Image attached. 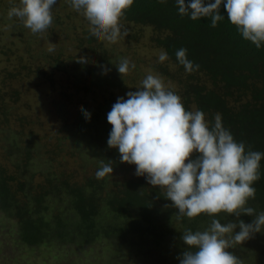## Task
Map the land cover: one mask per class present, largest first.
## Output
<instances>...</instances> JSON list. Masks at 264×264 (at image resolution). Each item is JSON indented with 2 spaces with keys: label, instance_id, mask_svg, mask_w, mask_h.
<instances>
[{
  "label": "trees",
  "instance_id": "16d2710c",
  "mask_svg": "<svg viewBox=\"0 0 264 264\" xmlns=\"http://www.w3.org/2000/svg\"><path fill=\"white\" fill-rule=\"evenodd\" d=\"M63 3L58 11L52 10L53 23L45 38L56 42L62 37L63 42H71L76 53L66 55L62 46H55L52 52L35 48L40 33L19 27L16 38L23 53L16 54L13 70L0 69V84L11 85L7 90L0 88V214L16 226L11 240L31 252L51 244L83 246L98 241L112 242L126 252L141 240L151 245L146 246L150 255L167 252L170 264H179L177 257L186 248L179 244L185 229L203 231L213 218L222 224L236 218L221 212L178 221L177 209L165 199L164 190L147 184L145 177H96L102 161H112L117 170L122 164L118 150L107 145L111 131L107 113L118 97L126 99V93L140 87L147 75L140 60L127 56V47L138 39L134 29L150 28V44L166 51L167 62L174 67L172 71L153 64L150 69L171 82L166 88L181 97L185 109L201 110L209 123L221 114L223 126L237 142L245 143L246 150L250 146L264 152V43L257 49L243 39L223 6L220 14L224 19L213 28L210 17L192 20L181 16L175 0H134L120 21L133 28L124 37L128 46L118 51L113 43L91 36L88 21L69 0ZM180 48L187 49V59L199 65L197 71L188 73L178 63L175 54ZM0 52L7 57L13 51ZM76 57H86L87 63H78ZM122 58L129 59L135 68L121 76L115 66ZM102 66L109 69L106 74ZM28 79L34 80L36 90L43 85L49 89L47 103L61 123L53 147L68 140L71 149L84 159V166L98 167L95 175L72 181L64 171L55 169L54 159L47 156L51 151L38 141L35 130L25 131L24 125L33 121L20 115L18 104L21 85ZM84 111L90 113V119ZM16 121L18 127L7 125ZM39 166L47 168L38 170ZM260 173L261 178L253 184L255 198L248 201L257 214L264 212V158ZM39 178L41 182L36 183ZM239 219L251 223L253 217L241 215ZM259 233L264 235V228ZM136 249L144 250L141 246ZM262 257L258 264H264ZM158 264H166L162 255Z\"/></svg>",
  "mask_w": 264,
  "mask_h": 264
},
{
  "label": "clouds",
  "instance_id": "9594fccd",
  "mask_svg": "<svg viewBox=\"0 0 264 264\" xmlns=\"http://www.w3.org/2000/svg\"><path fill=\"white\" fill-rule=\"evenodd\" d=\"M134 0H69L89 25L91 36L108 43H116L128 35L120 23ZM165 3L166 0H159ZM57 0H18L8 10L9 19L15 17L32 34L46 32L53 23L52 8ZM178 13L192 20L211 18V27L227 18L243 39L259 49L264 43V0H175ZM55 50L49 43L48 51ZM176 59L186 72L199 69L187 59V49L180 48ZM168 59L161 50L159 62ZM87 63L86 57H76ZM105 67V66H102ZM118 73L128 74L135 64L122 58L115 66ZM109 71L105 67V74ZM135 91H128L126 99L118 97L107 113L111 131L109 148L118 150L120 162L135 165V175L143 176L147 184L162 188L170 206L177 209L176 218H194L200 214L215 216L227 213L235 220L221 223L211 219L203 230L185 229L181 241L186 246L179 264H243L229 249L261 232L264 212L256 213L248 206L255 198L253 184L261 178L260 161L264 152L254 151L244 142H237L222 124L217 113L214 122L205 119L201 110H186L181 97L166 88L159 75L149 73ZM83 111V109L81 108ZM86 119L90 113L84 111ZM113 172V162H101L98 179ZM169 206V205H166ZM253 217L251 223L239 219ZM239 229V231H236Z\"/></svg>",
  "mask_w": 264,
  "mask_h": 264
},
{
  "label": "rangeland",
  "instance_id": "374dc122",
  "mask_svg": "<svg viewBox=\"0 0 264 264\" xmlns=\"http://www.w3.org/2000/svg\"><path fill=\"white\" fill-rule=\"evenodd\" d=\"M17 2L18 0H0V48L5 51H7V49L13 51L11 56L7 57L3 56L2 52H0V69L4 68L13 70V61L16 54L23 53V50L20 48L21 45L18 42L20 39L16 38V34L19 31V27H24V25L21 24V21L17 18L13 17L9 19L8 17V7H11ZM63 2H66V0H57L58 4L56 3L54 5L57 8L53 6L52 10L58 11L64 4ZM15 24H17V27L12 30L10 27ZM122 25L127 31L132 32L133 28L131 26L128 27L124 24ZM24 29L26 28L24 27ZM134 31L137 32L138 39L130 42L129 46L128 43L124 44L125 38L119 39L116 43H113L116 50H126V46H128L127 52H129V55L127 56L129 58L134 56V59L140 60L143 72L147 75L149 73L158 75L150 69L153 64L168 66L170 70L173 71L174 67L170 62H167V60L164 62L158 61V56L161 50L150 44L149 38L152 36L150 28H136ZM46 32L39 34L40 36L36 39L37 42L34 46L35 48L44 47L47 50L49 48V43L55 42V40H46L45 36L48 34ZM62 39V37L57 39L55 46L66 48V55L75 54L76 51L72 48L71 42L69 41L67 43L65 41V43ZM161 78L163 79L165 86L168 87L172 85L166 78ZM33 83V79H28L26 83L21 85L23 94L22 99L18 104L20 115L27 116L28 119L33 121V125H24L26 128L25 131L29 128L35 130L38 134V141L45 145L47 148L46 151L54 152H50L47 156H51L54 159L53 166L55 169L64 171L65 174L70 176L72 181L81 182L83 178L95 175V171L98 167L91 166L90 164L84 166V159L76 150L71 149L70 145L67 143L69 142L68 140H65V142L58 147H53L56 145V137L61 123L55 115L51 105L47 103L49 98V89H47V86H38L39 88L36 90V88H33L32 86ZM0 85L7 86L6 88L0 87L4 90H7L11 86L6 83ZM127 87L128 89L132 88L131 85H128ZM112 91H114L115 94L117 93L116 89H112ZM88 99L90 98L88 97ZM11 123L7 124L10 128L18 127V121ZM21 124L23 125V123ZM59 136L61 135L59 134ZM118 167L119 169L117 170V167L113 166L112 174H108L109 179L122 180L125 179V177L132 175L135 176V165L122 163ZM45 168L47 167H37L38 170H43ZM41 180L42 179L39 178L36 179L35 182L39 183ZM15 230L16 226L0 214V264H158L160 255H162V259H166V264H170L171 257L166 256L167 252H162V254L159 253L156 256L150 255V248L147 249L146 246L151 245L148 244L149 242L147 243L141 240L136 241L130 249L127 248L126 252L124 250L125 248L122 249L118 246L116 247L115 244L113 245L111 244L112 242L107 241H98L83 246L78 244L54 246L55 244H51L50 246L35 248L31 252L26 250L24 246H17L14 244V241L11 240V238H15ZM250 240L252 243H248ZM179 244L183 245L182 242H179ZM138 246L143 247L144 250L136 249ZM229 251H232L238 256L243 264H258L259 260L264 256V235L257 232L252 238L244 241L242 244H236L233 248L229 249ZM115 254L117 256H115Z\"/></svg>",
  "mask_w": 264,
  "mask_h": 264
}]
</instances>
